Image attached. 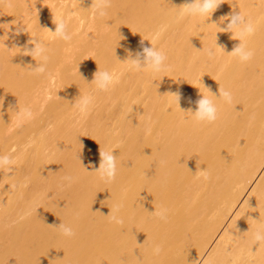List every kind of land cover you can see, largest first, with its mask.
<instances>
[{"label":"bare ground","instance_id":"6f19581e","mask_svg":"<svg viewBox=\"0 0 264 264\" xmlns=\"http://www.w3.org/2000/svg\"><path fill=\"white\" fill-rule=\"evenodd\" d=\"M186 2L111 0L99 17L93 0H0V155L15 159L0 169V264H264L254 241L264 229V0H223L211 17L181 16ZM239 10L257 27L247 63L229 55L238 37L215 24ZM54 15L70 41L46 29ZM31 36L48 48L45 74L15 48L34 47ZM141 41L166 54L165 71L122 63ZM216 43L224 49L209 60ZM99 70L116 78L108 91L92 83ZM205 86L229 89L233 103ZM199 90L217 103L214 123L187 112ZM177 92L179 104L166 95ZM79 96L92 98L84 112ZM25 107L30 118L17 114ZM100 149L118 157L111 183L95 172ZM161 208L166 220L152 214ZM61 223L75 235L52 227Z\"/></svg>","mask_w":264,"mask_h":264},{"label":"clouds","instance_id":"9594fccd","mask_svg":"<svg viewBox=\"0 0 264 264\" xmlns=\"http://www.w3.org/2000/svg\"><path fill=\"white\" fill-rule=\"evenodd\" d=\"M223 4V0H187V2L179 7L180 15H187L189 17H211L213 13ZM111 6V0H93L92 6L90 9L94 10L96 15L99 17H105L108 15L107 10ZM227 21V23H225ZM53 23L55 24V30H50L54 36L58 37L63 41H70L72 35L68 32V24L64 18H58L54 15ZM211 24V23H210ZM219 32L232 33V38L238 37L237 39L240 43L234 47V50L229 53V55L235 56L241 63H247L254 58V51L250 49L245 43V38L250 37L255 34L257 27L253 21L245 15L242 11L233 12L228 16L222 17L220 24L224 25L223 27L215 23ZM27 32L24 27L18 28L17 33ZM217 32V33H219ZM216 33V37H217ZM32 37V36H31ZM151 42V41H150ZM29 45H34V47L25 46L23 49L20 47H15L21 49L19 53L25 56H31L37 65L35 67L30 66V71L35 74H45L47 73V64L49 61L48 48L44 42L40 39L33 38L28 41ZM142 50L137 51L133 54L130 50L128 51V59L122 63H130L132 69L136 71L150 70L153 73H160L165 71L168 67L166 61L168 57L164 52L155 48L151 42V47L143 46V41H141ZM217 48H223L216 43L215 47H209L207 49L206 55L209 60H213L217 56ZM224 49V48H223ZM81 75V74H80ZM115 76L111 71H97L94 73V83L97 88L101 91H108L115 83ZM206 87V86H205ZM211 96L215 97L218 100L223 101L226 104L231 105L233 103V94L229 89L219 87V94L213 93L208 87H206ZM200 91V90H199ZM202 97L198 99L195 103L197 105L196 110L192 111L189 109L187 112H191L196 121L214 123L219 118V108L217 103L210 98V96L203 94L201 91ZM175 97V102L179 104L181 99L180 94L177 93H168ZM92 103L91 97L79 96L75 103L74 107H78L81 112H84ZM185 112V111H184ZM19 115L30 118L32 115L30 108L19 109L17 112ZM255 119L254 115L250 118ZM100 164L98 170L95 172L100 173V178L107 183H111L115 180L118 171V157L114 155V151H105L100 149ZM80 158V157H79ZM15 164V159L12 155H0V169H7L9 173L12 172V166ZM197 178L201 176L206 180L209 177L208 170L198 171L196 174ZM65 181L71 182V176H65L63 178ZM121 205L116 206V211L118 212ZM168 209L161 208L159 211L155 210L152 212L153 215L158 216L162 220L167 219ZM111 220L116 224H123L124 221L122 218L117 215L110 213ZM255 220V219H254ZM56 227L60 230L61 234L66 237H73L75 235L74 230L71 226H68L64 223H61ZM254 241L259 243H264V229H258L254 234ZM155 255H159L162 252L160 245H156L153 249ZM193 264H201L199 260L194 261Z\"/></svg>","mask_w":264,"mask_h":264}]
</instances>
